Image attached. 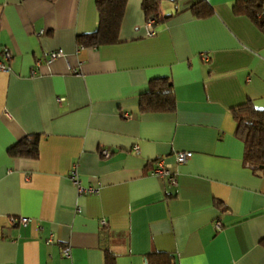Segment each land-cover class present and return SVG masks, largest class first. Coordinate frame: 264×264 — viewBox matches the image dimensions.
<instances>
[{
	"label": "crops",
	"instance_id": "obj_1",
	"mask_svg": "<svg viewBox=\"0 0 264 264\" xmlns=\"http://www.w3.org/2000/svg\"><path fill=\"white\" fill-rule=\"evenodd\" d=\"M103 1L0 0V47L12 54L0 71V264H106L108 253L147 264L152 251L264 264V172L244 166L231 114L248 101L264 110V33L233 15L236 0H207L215 14L200 20L201 0H160L173 17L149 38L143 0H128L119 42L81 48ZM157 78L173 82L176 108L141 113ZM27 135H40L39 157H12ZM183 152L193 157L178 164ZM162 158L178 186L152 175ZM74 166L97 193H78Z\"/></svg>",
	"mask_w": 264,
	"mask_h": 264
},
{
	"label": "trees",
	"instance_id": "obj_2",
	"mask_svg": "<svg viewBox=\"0 0 264 264\" xmlns=\"http://www.w3.org/2000/svg\"><path fill=\"white\" fill-rule=\"evenodd\" d=\"M128 0H104L98 11V27L95 32L79 36L81 48H97L119 42V33ZM145 17L157 23L169 20L173 15L162 18L159 13L160 0H143ZM197 19H207L215 14L207 0L191 7ZM232 13L235 17L249 19L264 33V0H236ZM176 108L173 82L169 78H157L150 82L149 89L140 97L141 113H170ZM235 121V137L245 145L244 166L254 174L264 172V110L257 109L251 101L231 111ZM40 135H27L10 150L12 157L36 159L39 157ZM259 244L264 248V238ZM147 264H178L173 253L152 251L147 254ZM106 264H116L115 255H106Z\"/></svg>",
	"mask_w": 264,
	"mask_h": 264
},
{
	"label": "built area",
	"instance_id": "obj_3",
	"mask_svg": "<svg viewBox=\"0 0 264 264\" xmlns=\"http://www.w3.org/2000/svg\"><path fill=\"white\" fill-rule=\"evenodd\" d=\"M155 23L156 21L153 18H147L145 21V30L146 35L149 38L155 37L157 32L155 30ZM64 56L63 51H52L45 54V57L48 59V61H54L60 57ZM205 59L207 60L208 57L205 56ZM12 60V54L9 50L0 47V71L1 72H9L10 66L9 63ZM39 65L41 62L38 63ZM34 74V72H33ZM125 118H129V115H124ZM138 149V146H136V150ZM101 156L108 158L112 155V152L110 150H101L100 151ZM193 157V154L191 152H183L179 153L176 158L178 164H183L190 160ZM152 175L156 177H160L162 179L167 180V182L172 186H178V180L176 177V174L172 171L171 165L168 164L165 159H158L156 163V168L153 170ZM70 179L77 187L78 193L80 195H87V194H93L98 192V188L95 187H84L81 184V180L79 178V175L76 171V166L73 167V169L70 172ZM30 220L27 218H21L18 222L15 219L10 220V224L12 226H16L19 224L27 225L29 224ZM222 224L220 222L216 223V228L218 230H221ZM62 256L70 259L71 258V249L70 248H64L62 250Z\"/></svg>",
	"mask_w": 264,
	"mask_h": 264
}]
</instances>
